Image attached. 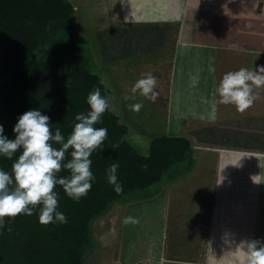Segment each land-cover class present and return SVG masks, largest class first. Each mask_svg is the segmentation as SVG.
Instances as JSON below:
<instances>
[{"label": "trees", "instance_id": "1", "mask_svg": "<svg viewBox=\"0 0 264 264\" xmlns=\"http://www.w3.org/2000/svg\"><path fill=\"white\" fill-rule=\"evenodd\" d=\"M75 19L76 9L70 0H0V125L4 136L14 139L18 118L39 109L50 118L53 131L58 127L66 140L78 122L76 115L90 111L87 97L94 88L100 89L109 104L102 123L95 125L107 128L108 137L90 156L95 177L91 190L76 201L62 186H56L58 211L66 215V224H41L42 206L30 217L5 218V227L0 228V264H92L84 259L98 246L93 224L113 203L151 199L160 192L159 183L164 178L173 182L195 166L193 144L186 137L155 138L146 155L131 143L128 126L110 108L111 89L101 77L88 39L78 33ZM115 35L116 50L120 51L111 60L117 63L123 51L135 46L124 30ZM104 43L101 38L106 57ZM71 151L66 153L65 162L71 159ZM21 154L22 149H18L12 159L0 156V169L11 173ZM114 162L119 164L120 193L107 179V169ZM68 175L66 169L58 173V177Z\"/></svg>", "mask_w": 264, "mask_h": 264}, {"label": "rangeland", "instance_id": "2", "mask_svg": "<svg viewBox=\"0 0 264 264\" xmlns=\"http://www.w3.org/2000/svg\"><path fill=\"white\" fill-rule=\"evenodd\" d=\"M70 1L76 9L77 31L88 39L101 77L111 89V110L128 126L131 143L142 154H148L151 140L170 134H167L169 126L163 125L164 120L155 111L159 110L163 116L166 110L161 111L160 108H164L162 103L168 96L170 98L173 95L174 101L177 99L172 88L176 81L174 68H170V64L168 67L167 62L172 59L176 41L182 33V22L190 19L192 8L199 5L200 0H160L161 4L157 0ZM143 8L148 10L143 11ZM168 18L174 20L168 22ZM119 30L127 32L129 43L135 47L127 52L123 51L121 62L116 63L111 59L119 50H116L118 43L115 35ZM101 38L106 42V57L109 54L110 60L102 55ZM121 43L124 44V41L121 40ZM148 72L158 81L155 89L158 96L155 101L140 96L139 99L135 96L132 101H124L123 92L125 95H133L131 89L135 82ZM171 73L173 78H170ZM135 103L143 104L138 113L128 107ZM181 124L177 128L175 125L170 126L171 135H178L177 130L180 128L184 132L186 128ZM191 128L196 132L193 137L195 140L200 138L196 137L200 131L206 129L200 125ZM210 138L213 144L218 143L217 137ZM200 146L197 145L195 152L203 153L196 156L197 164L192 174L188 175L192 171H185V174L173 182H167L164 178L159 183L161 190L155 197L131 201L125 205L113 203L108 213L94 222L93 235L98 246L86 253L85 263L215 264L214 258L220 259L227 251L228 240L241 241V233H246L247 226L239 223L240 228L233 227L232 223H238L244 218L248 208L242 207V204H232L234 208L226 207L227 199L232 197L233 191L226 190L223 192V199L222 193L216 198L218 166L215 155L219 153L211 143L208 149L212 151L213 157ZM223 203L225 207L221 205ZM126 217H132L137 222L125 224ZM256 225V236L263 243L264 224L257 221ZM227 230L232 236L230 239L225 235ZM220 239L224 243L221 242L222 248L217 247L221 251L218 254L215 252L216 243Z\"/></svg>", "mask_w": 264, "mask_h": 264}, {"label": "crops", "instance_id": "3", "mask_svg": "<svg viewBox=\"0 0 264 264\" xmlns=\"http://www.w3.org/2000/svg\"><path fill=\"white\" fill-rule=\"evenodd\" d=\"M145 10L148 9L143 8V11ZM191 11L190 19L182 22V33L176 41L172 59L167 62L168 67L170 64V68H174L176 81L172 88L177 99L174 101L173 95L170 98L168 96L162 103L164 108L161 107V111L166 110L163 116L159 110L155 112L164 120L163 125L169 126L167 134H170L167 136H183L192 142L194 158L203 153L195 152L197 145L208 151L210 143L215 145L212 147L219 153L215 155V163L218 166L216 198L222 193L223 199V192L233 191L232 197L227 199L226 207L234 208L232 204H242V207L248 208L242 220L232 223L233 227L240 228L239 223L247 226L246 233H241V241L243 237L245 240H258L256 222L264 224V185H254L249 177L261 171L254 155L264 153V87L256 90L258 98L253 106L244 112H239L234 105L219 103L213 112L211 102L219 99L215 95V89L224 73L236 71L241 67L253 70L264 66V0H200L199 5L196 4ZM166 20L171 22L174 19ZM173 74L171 73L170 78H173ZM125 94L123 92V96ZM135 96L137 99L139 96L143 98L139 92ZM180 124L185 126L184 132L182 133L180 128L177 130L178 135H171V127L175 125L177 128ZM156 125L158 126L159 122ZM199 125L206 129H202L199 136H196L200 138L195 140L193 137L196 132L194 133L191 127ZM188 128L190 129L187 130ZM163 136L166 135L158 137ZM210 137H217L218 143L213 144ZM211 152L207 154L213 157ZM207 154L204 155L205 159ZM244 155L253 157H245L241 161L242 167L231 165ZM196 164L197 161L195 166ZM192 173L193 171L188 175ZM220 173L225 177L222 184H219ZM224 204L221 205L225 207ZM241 228L243 230V227ZM225 235L228 239L232 238L229 230ZM262 240L264 243V239ZM221 242L220 239L216 243V248H222ZM239 243L237 239L228 240L227 251ZM218 249L215 252L219 254L221 251Z\"/></svg>", "mask_w": 264, "mask_h": 264}, {"label": "clouds", "instance_id": "4", "mask_svg": "<svg viewBox=\"0 0 264 264\" xmlns=\"http://www.w3.org/2000/svg\"><path fill=\"white\" fill-rule=\"evenodd\" d=\"M157 86V78L151 72L145 73L132 87L133 95H124L123 99L133 100L139 92L141 96L154 101L158 96L155 91ZM262 87L264 66L253 70L241 67L236 71L226 72L215 89V95L219 99L211 102L212 110L215 112L219 103L234 105L239 112H244L253 106L258 98L256 90ZM87 104L90 111L76 115L75 120L78 122L66 140L58 127L53 131L50 118L39 109L28 110L18 118L13 128L14 139L4 136L3 126L0 125V156L12 159L17 150L22 149V154L12 164L11 173L0 169V228L5 227V218L14 219L21 214L30 217L37 206H42L39 209L41 224H66V215L58 211L59 194L54 191L56 186H62L63 191L76 201L91 190V182L95 177L91 171L90 156L108 137L107 128H97L95 125L102 123V115L109 104L99 88H94L89 93ZM128 107L138 113L143 104H129ZM54 143L61 147L57 149L53 146ZM69 149H72L71 159L65 162ZM245 157L253 156H241L231 165L242 167L241 161ZM254 157L258 160L261 171L249 178L254 185H264V153H256ZM118 168V163H112L107 169V179L114 190L120 193L123 186L118 182ZM62 169L68 170L69 175L58 177ZM221 173L219 184L225 179ZM136 222L132 217L124 220L125 224ZM7 230L11 231V227ZM214 259L216 264H264V243L255 239L242 240L220 259Z\"/></svg>", "mask_w": 264, "mask_h": 264}, {"label": "bare ground", "instance_id": "5", "mask_svg": "<svg viewBox=\"0 0 264 264\" xmlns=\"http://www.w3.org/2000/svg\"><path fill=\"white\" fill-rule=\"evenodd\" d=\"M82 9V8H81Z\"/></svg>", "mask_w": 264, "mask_h": 264}]
</instances>
